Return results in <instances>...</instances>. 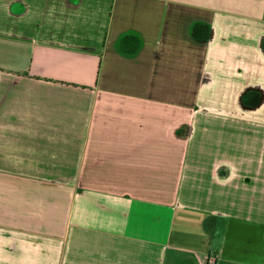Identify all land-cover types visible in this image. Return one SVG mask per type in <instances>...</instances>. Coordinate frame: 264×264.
<instances>
[{"label":"crops","instance_id":"crops-1","mask_svg":"<svg viewBox=\"0 0 264 264\" xmlns=\"http://www.w3.org/2000/svg\"><path fill=\"white\" fill-rule=\"evenodd\" d=\"M264 264V0H0V264Z\"/></svg>","mask_w":264,"mask_h":264},{"label":"built area","instance_id":"built-area-1","mask_svg":"<svg viewBox=\"0 0 264 264\" xmlns=\"http://www.w3.org/2000/svg\"><path fill=\"white\" fill-rule=\"evenodd\" d=\"M214 261H215L214 257H211V258H210V263H212V264H213V263H214Z\"/></svg>","mask_w":264,"mask_h":264}]
</instances>
